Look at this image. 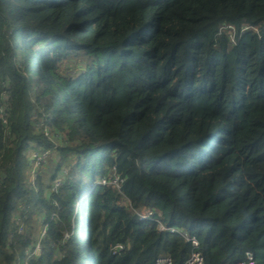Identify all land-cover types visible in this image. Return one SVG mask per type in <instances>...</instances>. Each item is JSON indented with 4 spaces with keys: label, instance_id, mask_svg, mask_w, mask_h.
I'll return each instance as SVG.
<instances>
[{
    "label": "trees",
    "instance_id": "1",
    "mask_svg": "<svg viewBox=\"0 0 264 264\" xmlns=\"http://www.w3.org/2000/svg\"><path fill=\"white\" fill-rule=\"evenodd\" d=\"M158 220L264 264V0H0V264H183Z\"/></svg>",
    "mask_w": 264,
    "mask_h": 264
},
{
    "label": "built area",
    "instance_id": "2",
    "mask_svg": "<svg viewBox=\"0 0 264 264\" xmlns=\"http://www.w3.org/2000/svg\"><path fill=\"white\" fill-rule=\"evenodd\" d=\"M121 181L122 180L119 177H116L115 179H113L111 181H106L105 179H103L102 183H110V184H113L115 186L120 187ZM143 218H147V219L151 218V212L148 211V213L142 214L141 219H143ZM157 227L161 231H168L172 234H179L192 244V252L190 253V256L184 261L183 264H204V256L198 250L199 240L196 237L190 236V234L182 228H179V227L174 226V225H168L161 220H158ZM38 247H39V245L37 246L36 251L39 250ZM114 248H115V251L117 252V251L122 250L124 248V245L116 244V246ZM254 263L255 262H254L253 255L251 253L247 252L246 258L244 260L239 261V262H235V263H226V264H254ZM155 264H173V260H172L171 256L162 254L156 259Z\"/></svg>",
    "mask_w": 264,
    "mask_h": 264
},
{
    "label": "rangeland",
    "instance_id": "3",
    "mask_svg": "<svg viewBox=\"0 0 264 264\" xmlns=\"http://www.w3.org/2000/svg\"><path fill=\"white\" fill-rule=\"evenodd\" d=\"M72 72V70L71 69H68V72ZM54 140H56V139H54ZM52 153V151H44V150H40V151H37V150H35V151H31V155H30V157H32V166H31V168L29 169V178H30V180H34V179H36L37 178V175H38V173L40 172V171H42V169H43V171L45 172V174H46V172L47 173H50L51 172V168H52V165H53V167L55 166L54 164H52L53 163V161L54 160H52L51 159V161L49 162L46 158L49 156V154H51ZM61 171H64L65 172V168L63 169V167L61 168ZM54 172V171H53ZM59 176H61V173H59ZM103 179V178H102ZM101 179V177L100 178H98V180H96V183L97 184H99L100 182H103V180ZM115 186V185H114ZM116 187V186H115ZM23 230H24V228H23ZM44 231H45V229H42V231L41 232H39V233H44ZM199 244H200V242H199ZM39 245V244H38ZM39 249H40V246L38 247ZM27 258V253L25 254V258L24 259H26Z\"/></svg>",
    "mask_w": 264,
    "mask_h": 264
}]
</instances>
